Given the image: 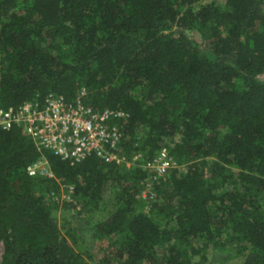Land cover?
<instances>
[{"label": "trees", "instance_id": "1", "mask_svg": "<svg viewBox=\"0 0 264 264\" xmlns=\"http://www.w3.org/2000/svg\"><path fill=\"white\" fill-rule=\"evenodd\" d=\"M200 1L0 0L1 107L83 92L124 113L110 123L126 157L166 148L185 166L144 200L139 165L62 160L0 129V264H210L226 248L264 264V0ZM41 156L55 178L28 174ZM61 208L85 212L102 257L75 249Z\"/></svg>", "mask_w": 264, "mask_h": 264}, {"label": "built area", "instance_id": "2", "mask_svg": "<svg viewBox=\"0 0 264 264\" xmlns=\"http://www.w3.org/2000/svg\"><path fill=\"white\" fill-rule=\"evenodd\" d=\"M81 92L72 101L65 102L54 94H47L43 100L37 98L24 101L15 108L0 106V129H20L35 144L38 151L49 150L62 160L80 162L89 155H95L107 163L118 166L139 165L146 171L141 182V198L155 196L154 181L166 177L171 170H185L162 148L151 160L143 161L141 154L126 157L120 151L124 135L113 123L124 117L122 111L98 110L83 101ZM29 175L55 178L44 156L27 168ZM73 186L60 184L61 199L71 201Z\"/></svg>", "mask_w": 264, "mask_h": 264}, {"label": "rangeland", "instance_id": "3", "mask_svg": "<svg viewBox=\"0 0 264 264\" xmlns=\"http://www.w3.org/2000/svg\"><path fill=\"white\" fill-rule=\"evenodd\" d=\"M202 4H209L213 3L215 6L220 7L224 0H201ZM176 33L179 32V29L174 28L172 29ZM184 34L187 37H191L192 39L197 40V36L192 31H186ZM261 80L264 81V76L261 77ZM165 179V178H164ZM163 179V180H164ZM107 196V192H105V197ZM84 217H86L85 212L83 210H73V209H62L57 211V218L59 221L60 226H63L61 228L62 233H66V228L71 227V233H74V228H78L79 226V232L78 234L81 236L80 241H76L75 249L77 251H82L83 249H91L92 254L100 258L103 256L104 253H106V247H107V241H93L90 237V233L88 231V226L85 221H83ZM66 224V225H65ZM65 225V227H64ZM3 247L0 243V258L2 256ZM211 252L210 253V264H239L237 257H234V254L231 249L226 248L222 250Z\"/></svg>", "mask_w": 264, "mask_h": 264}]
</instances>
